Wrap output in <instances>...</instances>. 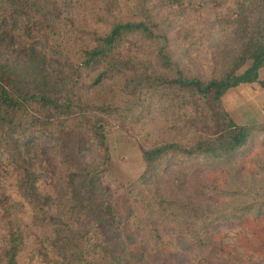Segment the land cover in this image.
<instances>
[{
	"label": "trees",
	"instance_id": "1",
	"mask_svg": "<svg viewBox=\"0 0 264 264\" xmlns=\"http://www.w3.org/2000/svg\"><path fill=\"white\" fill-rule=\"evenodd\" d=\"M53 1L60 10L38 39L68 66L64 90L22 89L0 64V166L14 180L0 192V264H143L137 237L155 215L192 236L196 264H264V123L236 124L221 101L241 84L264 90V0H229L232 19L214 0ZM31 6L42 2L0 0V29ZM232 21L242 44L230 70L185 65L190 48H211ZM83 75L89 86L78 85ZM107 83L109 98L98 94ZM115 126L133 136L145 166L128 185L110 178L106 130ZM87 148L96 163L85 162ZM57 171L54 193L47 181ZM176 171L189 201L168 176ZM107 226L123 238L116 254Z\"/></svg>",
	"mask_w": 264,
	"mask_h": 264
},
{
	"label": "rangeland",
	"instance_id": "2",
	"mask_svg": "<svg viewBox=\"0 0 264 264\" xmlns=\"http://www.w3.org/2000/svg\"><path fill=\"white\" fill-rule=\"evenodd\" d=\"M42 2V9L37 11L36 6H31V13L20 17L16 23L10 25V30L0 29V64L7 66L12 71L11 75L14 84L22 89L33 90L41 88L47 91L64 90L67 80L70 76V70L63 67L55 59H52V51L48 45L40 44L39 39L45 40L46 32L41 24L46 20L54 18L59 12V6L53 0H38ZM217 4L221 16L231 18L234 9L231 7L229 0H214ZM34 3V2H33ZM1 9V8H0ZM38 20L37 24L34 20ZM235 21V20H234ZM224 24L219 35L216 36L211 48H203L197 50L195 55L194 48H190L191 55L186 57L185 65L190 67L194 72L197 70L202 73L210 72L213 67L217 74L222 75L232 67L234 57L238 54L242 40L236 30V22ZM33 23V25H32ZM32 25V26H31ZM31 26V27H30ZM33 40L37 41L38 48H29ZM210 54V56H208ZM213 56V60L210 59ZM248 66V63L241 71ZM260 78H264V69L259 72ZM76 75L73 76V80ZM90 78L83 75L82 80L78 81L79 86H89ZM110 85L104 84L98 89V94L109 98ZM94 90L85 92L86 95H93ZM222 105L230 114L231 118L239 125H258L264 123V90L257 83L241 84L235 88L229 89L222 96ZM107 138L110 146L111 158L108 162L110 170V178L117 180L124 185L134 181L144 170V162L137 142L133 136L118 127H111L107 130ZM68 146H73L69 144ZM54 155L52 163L57 165L63 161L61 151L51 153ZM43 156V157H42ZM85 162L96 163L98 161V153L96 154L91 148H87L83 152ZM44 154L39 155L38 162L45 160ZM43 162V161H42ZM5 167V166H4ZM170 179L180 185L182 198L186 199L184 192L183 176L180 172L168 174ZM166 180V179H164ZM14 180L12 175L2 166H0V192H11ZM43 185V184H42ZM48 189L57 193L61 190L60 171H57L53 178L47 181ZM105 188L102 193L103 198L109 196L106 184H101L99 189ZM72 189L67 188L66 191ZM75 188V191L78 192ZM82 190H79V193ZM77 199H81L78 195ZM93 216L91 209L87 206L82 210V219L87 221ZM163 234L162 242H156L155 230H161ZM107 240L109 249L112 254H116L120 248L123 238L109 226H107ZM137 237L139 247L144 251L143 264H196L200 251L195 247L192 236L187 232L177 229L173 225L164 224L160 216H152L146 225V228L140 232ZM234 236L233 232H229L228 242H231ZM248 262V263H246ZM246 264H255L254 259H246Z\"/></svg>",
	"mask_w": 264,
	"mask_h": 264
}]
</instances>
